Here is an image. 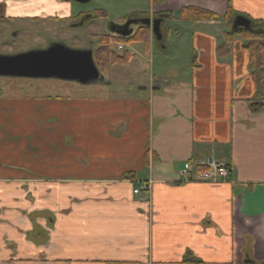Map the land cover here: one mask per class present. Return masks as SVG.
<instances>
[{
    "label": "crops",
    "instance_id": "obj_1",
    "mask_svg": "<svg viewBox=\"0 0 264 264\" xmlns=\"http://www.w3.org/2000/svg\"><path fill=\"white\" fill-rule=\"evenodd\" d=\"M143 1L127 13L162 17L147 95L0 91V264H264V93L221 19L228 5L234 19H264V0ZM73 9L0 0L3 17ZM208 158L228 166L226 180L199 178ZM147 180L149 196L133 194Z\"/></svg>",
    "mask_w": 264,
    "mask_h": 264
},
{
    "label": "rangeland",
    "instance_id": "obj_2",
    "mask_svg": "<svg viewBox=\"0 0 264 264\" xmlns=\"http://www.w3.org/2000/svg\"><path fill=\"white\" fill-rule=\"evenodd\" d=\"M134 3L139 6H146L143 0H90L88 3H72L76 12L90 11L80 18H62L60 22L55 20L31 21L33 15L20 16L7 15L0 20V55L14 54L31 49H42L47 42H60L61 44L76 50H93L100 44V36L109 33L111 24L120 25L124 19L133 13H127L129 8L134 7ZM107 10L104 16L93 17L94 10ZM88 13V12H87ZM139 13V12H135ZM57 16V15H56ZM9 17V18H8ZM79 22V23H78ZM251 24V23H250ZM24 25L30 26L25 29ZM233 28H237L234 27ZM31 31V32H30ZM26 33H30L25 38ZM133 52L128 64H112L100 71V79L86 84H79L75 81L58 80L54 78H21L0 76V91L12 94L17 98L23 95L57 96L63 94H74L80 92L89 93L90 96L99 95L102 98L108 97H136L147 95L150 85L151 64L157 60V56L152 55V50L148 53L137 48L133 43H126ZM117 42L110 44L112 50H116ZM159 47L160 42L155 47ZM157 49V48H155ZM156 50H154V53ZM165 66H175L168 58L163 61ZM181 61L177 62L180 68ZM181 69V68H180ZM157 75L154 76V80ZM31 86L37 90L30 91ZM145 87V88H143ZM1 94V93H0ZM106 96V97H104Z\"/></svg>",
    "mask_w": 264,
    "mask_h": 264
},
{
    "label": "water",
    "instance_id": "obj_3",
    "mask_svg": "<svg viewBox=\"0 0 264 264\" xmlns=\"http://www.w3.org/2000/svg\"><path fill=\"white\" fill-rule=\"evenodd\" d=\"M145 23L147 26L150 25L148 19ZM160 23L161 19L152 24V34L157 40L161 38ZM233 26L249 27L250 21L243 16H236ZM130 32L131 30L118 31L117 33L124 36L129 35ZM0 76L54 78L75 81L79 84L100 79V73L93 61L91 50L71 49L60 43L44 49H31L14 54L0 55Z\"/></svg>",
    "mask_w": 264,
    "mask_h": 264
},
{
    "label": "trees",
    "instance_id": "obj_4",
    "mask_svg": "<svg viewBox=\"0 0 264 264\" xmlns=\"http://www.w3.org/2000/svg\"><path fill=\"white\" fill-rule=\"evenodd\" d=\"M182 16L196 19H216L217 15L197 8H185L181 10ZM187 13V14H186ZM103 10H97L95 16H104ZM234 13L228 5L226 13L221 16V19L225 20L228 30L225 32V38L227 41H232L236 35L244 40L243 47L249 53L250 66L256 67L257 80L259 84V92L257 95L261 96L264 93V19H252L249 27L233 28ZM117 43L126 42L133 43L138 48H141L143 52L149 50V29L146 26L135 28V31L129 36H121L117 34H102L100 36V44L92 51L93 61L95 65L102 71L107 65L121 64L125 65L129 63L131 55L128 53H117L110 48L111 42ZM261 108L264 104L260 105ZM206 169V166L199 165L195 170L202 171ZM227 169L228 166H227Z\"/></svg>",
    "mask_w": 264,
    "mask_h": 264
},
{
    "label": "flooded vegetation",
    "instance_id": "obj_5",
    "mask_svg": "<svg viewBox=\"0 0 264 264\" xmlns=\"http://www.w3.org/2000/svg\"><path fill=\"white\" fill-rule=\"evenodd\" d=\"M36 2L38 1V2H40V0H35ZM43 1H47V3H48V1H53V0H43ZM54 1H59V2H62V3H76V4H83V3H89L90 2V0H82V1H80V0H54ZM74 11V9L72 10V12ZM97 10H94V15H93V17H96L95 16V12H96ZM54 11H52V13H53ZM88 12V13H87ZM58 13H59V10H56L55 12H54V14H49L48 12H45V14H47L45 17H43V18H41V19H39L38 17H30L29 19L31 20V21H40V20H55V21H58V22H60L61 21V19L62 18H64V17H59V16H56V15H58ZM91 12L90 11H86V12H84V11H80V12H76V11H74V13H73V16L72 17H76V18H80V17H82L83 16V18H84V15L85 14H87V15H89ZM68 16L69 15H67V18H68ZM9 18V17H8ZM3 20L4 19V17H3V15L0 13V20ZM149 20V23H150V28L152 29V24L154 23V22H156L157 20H159V19H161V23H162V17L159 15V14H156V13H153L152 11H149V12H141V13H133V14H130L129 16H127L125 19H124V21H123V23H121L120 25H116V24H111L110 26H109V33L110 34H117V35H120V34H118L117 32L118 31H121V32H125V31H127V30H131V32H130V34H132L134 31H135V28H138V27H141V26H146L147 27V24L145 23V21L146 20ZM79 23V22H78ZM161 23H160V25H161ZM126 24V25H125ZM160 25H159V33H160ZM23 27H26L25 29H29L30 28V26H27V25H24ZM117 31V32H116ZM129 34V35H130ZM30 36V33H26V36H25V38H28L27 36ZM57 43H60V42H47V45L46 46H44V47H42V49H44V48H47V47H49V46H52V45H54V44H57ZM61 44V43H60ZM94 50V49H93ZM93 50H91V51H93Z\"/></svg>",
    "mask_w": 264,
    "mask_h": 264
},
{
    "label": "built area",
    "instance_id": "obj_6",
    "mask_svg": "<svg viewBox=\"0 0 264 264\" xmlns=\"http://www.w3.org/2000/svg\"><path fill=\"white\" fill-rule=\"evenodd\" d=\"M117 50L132 53L124 44H118ZM205 164L207 165V169L198 173L199 178L204 180V182L217 183L220 182V180H226L228 178L229 171L225 164L213 158H208ZM180 174L184 177L185 181L191 180V166L189 163L184 164L183 168L180 170ZM150 186V180L137 182L132 190L133 194H142L147 198L150 193Z\"/></svg>",
    "mask_w": 264,
    "mask_h": 264
}]
</instances>
